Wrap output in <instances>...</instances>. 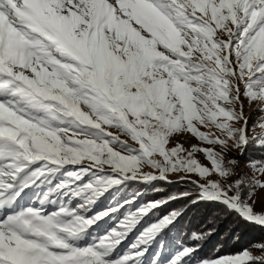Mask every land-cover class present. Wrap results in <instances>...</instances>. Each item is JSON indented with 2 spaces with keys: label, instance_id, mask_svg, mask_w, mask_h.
<instances>
[{
  "label": "snow or ice",
  "instance_id": "snow-or-ice-1",
  "mask_svg": "<svg viewBox=\"0 0 264 264\" xmlns=\"http://www.w3.org/2000/svg\"><path fill=\"white\" fill-rule=\"evenodd\" d=\"M181 135L198 143H173ZM253 145L248 171L227 156ZM159 182L195 192L139 203ZM41 186L40 207L20 205ZM260 189L264 0H0V264H264L248 249L198 259V243L165 240L186 206L114 256L180 200L264 226L249 202ZM109 220L118 226L95 234Z\"/></svg>",
  "mask_w": 264,
  "mask_h": 264
},
{
  "label": "trees",
  "instance_id": "trees-1",
  "mask_svg": "<svg viewBox=\"0 0 264 264\" xmlns=\"http://www.w3.org/2000/svg\"><path fill=\"white\" fill-rule=\"evenodd\" d=\"M162 183L171 186L165 182ZM133 187L143 191L142 186L138 184L134 183ZM190 187L189 184L179 183L177 192H180V189H189ZM172 191L173 189L168 188L162 192L149 191L140 198L139 203H145L154 196L156 199H161L171 194ZM105 207H107L106 201L102 209ZM180 207H185V212L176 226L165 234V240H180L187 244L198 243L199 251L196 253L198 259L222 257L229 253H239L245 249H260L259 245L264 244V229L261 226L249 223L235 213L224 211L222 206L204 203L192 205L187 200L171 202L159 209L156 215L150 214V217L145 218L137 229L129 234L126 242L131 244L143 228L148 227L153 221L164 215L163 210L172 211ZM194 232L210 234L204 240L196 242L191 240V235Z\"/></svg>",
  "mask_w": 264,
  "mask_h": 264
},
{
  "label": "rangeland",
  "instance_id": "rangeland-1",
  "mask_svg": "<svg viewBox=\"0 0 264 264\" xmlns=\"http://www.w3.org/2000/svg\"><path fill=\"white\" fill-rule=\"evenodd\" d=\"M255 108H256L255 104H253L251 107H247L246 106V112L249 115V123H250V125L257 120L259 115H261L260 113H257V112L253 111V109H255ZM202 130L208 131V129H202ZM125 138H127V137H125ZM177 141L182 143V144H184V146L186 148H190L191 145L198 143V140L194 136H189V135H181V136L177 137L176 140L173 141V143H176ZM204 146H207V145H204ZM260 152H261V150L256 148L253 145V146L249 147V149L247 150V152L243 156L240 155L238 150L229 151L227 153V156L229 158H237L240 161V164L243 166V168L241 170L248 171L247 162L250 159H252V158H259L260 157ZM197 156L203 163H205V164L209 163L204 158L202 153H198ZM145 170L150 171L151 169H145ZM249 174H251V173H249ZM171 178L172 179H178V176L172 175ZM233 179H235V177H233ZM177 186H179V183L171 184V186L169 187L166 184H163L162 182H160V183H158L157 187L158 188H162L163 190L165 188L166 189L167 188L168 189H173L172 193H177ZM190 186L191 187L189 189H180V191H193V192H195V188L192 185H190ZM42 192H47V188L44 187V186H41V187H33L32 190H27L26 189L25 190V194L23 195V198L19 201L20 205L25 206V207H27V206L40 207L41 205L39 203V199L38 198L41 197V193ZM151 196H153V195H151ZM154 199H156L155 196L151 197V200H154ZM249 202L250 203H254V209L257 212L264 211V189L258 190L256 192V194L253 196L252 200L249 201ZM79 203H80V201L78 199H74L72 201L73 206L78 205ZM103 205H104V202L103 203H98L97 207L94 208L92 210V212L89 213V215L94 214L96 211L104 210V209H102ZM165 206H163V207H165ZM44 208H45L46 211L52 212V211L57 210L58 205L45 204ZM169 212H170L169 209L163 210V214L164 215L168 214ZM153 222H155V221H153ZM203 225H204V223H203ZM117 226H118L117 221L109 220L108 223H106V224L102 223L101 227L99 229H96L95 234L103 235V234H105V229L110 230L112 227H117ZM261 227L264 229V226H261ZM126 240L122 242V245L116 250V252L114 253V256L120 255L121 253H123L127 249V247L130 244H128L126 242ZM248 250H250L253 253V255H256V256L264 255V251H262L261 249L253 248V249H248ZM234 254H237V253H234ZM228 255H233V254L229 253ZM217 258H219V257H217Z\"/></svg>",
  "mask_w": 264,
  "mask_h": 264
}]
</instances>
